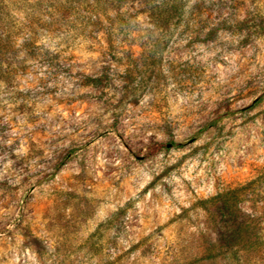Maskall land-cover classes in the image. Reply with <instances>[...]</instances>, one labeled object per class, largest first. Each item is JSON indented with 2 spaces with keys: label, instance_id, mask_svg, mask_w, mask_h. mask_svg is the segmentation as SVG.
<instances>
[{
  "label": "rangeland",
  "instance_id": "1",
  "mask_svg": "<svg viewBox=\"0 0 264 264\" xmlns=\"http://www.w3.org/2000/svg\"><path fill=\"white\" fill-rule=\"evenodd\" d=\"M52 6L0 15V264H264V243L207 259L222 199L264 240V0L168 26Z\"/></svg>",
  "mask_w": 264,
  "mask_h": 264
},
{
  "label": "trees",
  "instance_id": "2",
  "mask_svg": "<svg viewBox=\"0 0 264 264\" xmlns=\"http://www.w3.org/2000/svg\"><path fill=\"white\" fill-rule=\"evenodd\" d=\"M8 0H0V15L3 13L4 5ZM20 1V0H19ZM192 0H53L52 10L49 12L53 21H64L71 16H76L79 20L84 19L87 24L100 26L101 21L98 13H103V6L115 11V20L122 17V8L127 5L139 3L146 11L150 21L160 26H168L171 23H179L185 14L187 7ZM59 12H62L61 14ZM58 20H54L57 14ZM67 14V15H66ZM87 14H89L87 16ZM115 22H111L114 27ZM36 35V32H34ZM107 37H112L115 33L111 28L105 31ZM89 82L97 84L98 79L89 78ZM234 195V194H233ZM235 197L220 200L218 211H220L221 233L220 245L217 249L210 248L207 259L226 258L229 251L235 249L234 253L247 248L260 246L264 243L262 238V228L256 218L247 217L239 211L234 203Z\"/></svg>",
  "mask_w": 264,
  "mask_h": 264
}]
</instances>
